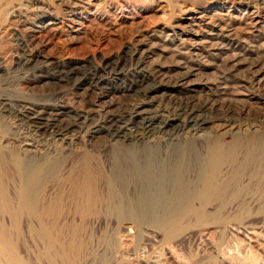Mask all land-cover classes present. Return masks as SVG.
Masks as SVG:
<instances>
[{"label": "bare ground", "instance_id": "6f19581e", "mask_svg": "<svg viewBox=\"0 0 264 264\" xmlns=\"http://www.w3.org/2000/svg\"><path fill=\"white\" fill-rule=\"evenodd\" d=\"M55 1L71 35L95 15L97 0ZM226 1L145 26L98 64L43 55L55 13L27 22L14 59L0 56V264H126L120 228L146 223L183 241L182 221L264 214V17ZM204 34L237 52L205 51ZM202 69L217 84L196 81Z\"/></svg>", "mask_w": 264, "mask_h": 264}, {"label": "rangeland", "instance_id": "374dc122", "mask_svg": "<svg viewBox=\"0 0 264 264\" xmlns=\"http://www.w3.org/2000/svg\"><path fill=\"white\" fill-rule=\"evenodd\" d=\"M260 1L227 0L226 3L229 4L225 9L232 14L239 13L241 16L249 5L255 9L258 16L264 17V0L261 3ZM28 2L0 0V56L4 65H8L14 59L18 38L22 33V35L26 34L24 29L27 22L35 21L38 16L48 20L56 14L61 22L54 31L46 35L48 38L42 39L39 50L43 55L53 61H89L98 64L101 60L114 57L131 46L138 32L145 26L166 24L171 20L177 22L180 20L184 24L188 17L185 14L186 10L197 14L220 10L216 6L213 7L211 0H97L91 6L94 17L83 14L81 22L85 25L84 29L78 35H71L67 13L55 0H28ZM34 2L41 7L35 15L32 6ZM19 4H24L21 10L17 7ZM24 11L29 13L25 15ZM21 13L24 17H21ZM194 30L207 33L208 29L197 27ZM262 30L264 31V25ZM202 37L211 39V44H208L209 47L205 51L213 52L214 49L221 48L220 54L224 59L230 58L232 53L237 52V48H229L218 38L214 39L207 34ZM246 45L251 47L254 44L247 42ZM247 46L242 48L246 49ZM173 61L168 53L160 58V63L165 66L173 65ZM202 65L205 64L200 63V66ZM243 75L245 71L241 69L237 77L242 78ZM196 79L201 83L217 84V72L206 69ZM114 103L117 104L116 101ZM4 124L8 130L11 122L6 121ZM255 213H250L252 216L248 214L250 217L244 214L243 218L239 217L238 220L236 218L182 221L178 232L181 235L187 233L183 241L173 238L164 242L162 232L146 223L133 224L130 235L126 234L124 228H120L119 232L115 231V227L112 230L120 236L118 238L121 240L123 258H129L128 264H264V214L255 215ZM238 227H248L256 237L248 241L243 234L230 230L231 228L237 230Z\"/></svg>", "mask_w": 264, "mask_h": 264}]
</instances>
